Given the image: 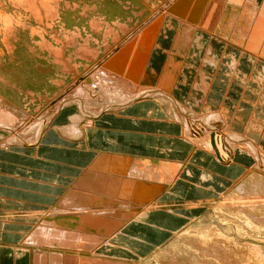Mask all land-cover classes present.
Returning <instances> with one entry per match:
<instances>
[{"label":"crops","instance_id":"1","mask_svg":"<svg viewBox=\"0 0 264 264\" xmlns=\"http://www.w3.org/2000/svg\"><path fill=\"white\" fill-rule=\"evenodd\" d=\"M145 5L144 2V8H132L134 10L129 11L132 14L116 19L112 26L107 27L103 23L98 25L96 17L89 18L83 24L79 5L56 8L55 12L58 10L61 20L54 22L58 24V29L54 32L63 31L64 34L60 38L54 36V44L46 38V35L51 37L52 31H45L44 85L34 90L35 92L17 89V93L25 97L30 96L27 94L38 97L43 94L42 98L45 99L39 103H45L44 111L48 109L50 101L56 95L82 78L89 68L107 55L101 56L102 53L111 51L110 44H105L101 50L98 35L111 31L113 43L118 37L120 41L133 27L136 28L145 21ZM172 37L171 29L159 34L154 46L156 49L153 48L143 75L145 76L149 67L158 69L163 64L162 74L166 73L174 82H167V88L161 84L162 88L167 90L169 87L168 93L176 96L182 94L183 88L187 87L192 60L190 52L185 54V50L181 57L178 55L175 58L174 54L166 57L164 51L170 50L172 53L175 49L176 43H172ZM242 70L246 68L242 67ZM143 75L140 81L144 79ZM219 77L225 79L222 73ZM256 85L254 80H250L245 89H241L239 82L228 77L216 96L219 106L226 102L236 103L230 109V118L226 117L230 119L231 128L237 132L235 134H242L241 139L251 140L264 151V115L258 104L253 106L259 99L257 90L254 92ZM149 98L142 97L123 108L107 107L94 115H85L89 122L85 121L89 124L83 120L71 121L69 114L78 110L75 105H65L53 114L36 139L0 145V264H31L32 255L45 250L79 253L118 264L139 263L203 213L205 206L197 204L198 202H206L208 198L225 194L254 165L252 156L242 151L234 155L232 164L221 166L210 153L194 150L182 139L181 125L169 118L163 105L156 101L151 103ZM30 102L32 99L26 104ZM254 119L255 126H252ZM133 157L141 161L146 169L148 167L149 173L154 176L170 173L168 163L169 167L164 169L165 162L174 163L176 170H171V173L176 178L168 187L170 192L166 191V185L159 182L143 180L142 177H128L127 175L134 173L128 164ZM112 160L122 163L117 167L118 172L124 174L128 171L124 178L112 175L116 171ZM106 178L109 183L104 181ZM112 182L116 184L113 185ZM110 187L113 192H109L112 189ZM83 195H90L96 201L105 202L106 198L111 201L121 200V203H131L133 206L137 204V207L142 206L143 209L147 205L148 208L153 207L155 202L160 208L147 211L142 209L141 214L136 217L131 214L128 220L119 219L118 216L101 217L94 214L58 217L45 215L58 208L65 201L63 199L70 197L69 202L73 200L79 203ZM190 200L195 203L194 206H189L192 203ZM45 220L48 224L62 227L63 232L64 229L75 230L73 232L79 230L85 234L95 233V236L88 239L84 233H80L51 245L45 242V238L33 237L38 225L45 223ZM50 220L52 222H48ZM81 238H84L83 241L87 239V242L80 241ZM92 239H96L98 243ZM88 248L90 249L87 250ZM69 261L72 263L70 258L64 260L65 264H70Z\"/></svg>","mask_w":264,"mask_h":264},{"label":"bare ground","instance_id":"2","mask_svg":"<svg viewBox=\"0 0 264 264\" xmlns=\"http://www.w3.org/2000/svg\"><path fill=\"white\" fill-rule=\"evenodd\" d=\"M154 16V20L152 19V22L145 23L143 25L145 29L142 27L141 30H139L140 32H138V34H135L133 39H131L132 44H129L130 46H127V48L123 49L119 53V60L108 59L106 62L104 61L105 63L103 66L98 67V65L96 64L97 66L94 65L92 68L87 70L85 75L83 74V77L78 79L79 81L76 80L71 86V89L74 93L70 94L72 92L71 91L69 93L70 95L68 94V96L63 97V99H61L59 102H56L57 104L54 106L51 114H53L56 109L63 103L67 105L75 104L79 108L77 112L79 115H73L72 119L78 121L79 118V121H85L87 120L86 116H90L91 114L94 115L101 109H105L107 107L123 108L124 106L132 104L142 97L155 98L161 105H163L165 113L171 120L177 123H181L182 139L189 143L194 148V150L210 153L216 160V162L221 166H229L230 164H232L234 155L237 152L242 151L252 156V159L255 162V169L261 168L262 170H264L263 149H261L260 146H258L251 140L249 142L248 139H241L242 134H235L237 132H235L231 128L232 126L229 122L230 119H227L222 115V112L225 108L233 107L235 106V103L226 102L224 105L219 106V102H217V104L214 106L216 107V110H214V107H212L214 104L212 103L214 102L213 97L216 96L218 91H221L223 85L226 84V79L228 77H232L236 82H239V88L241 89H245L249 81L254 80L257 83L254 92L255 90H257V92L259 93V99L256 100L253 106H257L258 104L259 110L264 115V0H166L160 6V8L156 10ZM54 17L52 16V18ZM6 25L4 27H6ZM167 29H171L173 31V37L171 41L173 44H176L175 49L172 53L170 52V50L164 51L166 57H168L170 54H174L175 58L178 55L181 57L185 50V54L190 52V57L192 60L187 87L183 88L182 94L176 95L178 96V98L172 93H168L169 87L167 90L162 88V85L163 87L167 88V82L170 81V84L174 82L173 80H171V77L166 76V73H164V75L162 74L164 70L163 64L160 65L158 69L149 67V64V68L147 67L148 69L145 76L143 75V71L148 64V60L150 59L155 44L157 43L159 34L166 31ZM142 37L147 39L146 49L149 47L147 53L145 51V48L143 47V43L142 46H138L135 49L131 48L136 44H140V42L144 40ZM133 41H137V43H134ZM123 57L126 58V61H129V59L131 60L130 66L129 64L127 65L129 66L127 67L129 68V73L126 71L128 73V76L126 75L125 77L112 71L116 69L118 70L117 67H119L122 63ZM243 63L245 65H242ZM196 66L198 69H195L194 73L193 68H196ZM200 66L203 68H201ZM242 67H245L246 70H242ZM255 68L256 72L253 71ZM217 70H219L218 73ZM220 73L224 74L225 79L219 77ZM142 75L144 79L142 78L143 80H141V82L140 79ZM161 77L163 78L161 79ZM211 90H213V99L209 98L208 100L207 95L210 94ZM78 94L82 96L79 95L80 98H75L74 96H77ZM81 97L83 98L81 99ZM18 113H22V119L24 123L25 121H27V123H25L28 124L27 126L25 125L27 128H24L27 131L24 129H18L20 125V120L17 115ZM47 113L48 111L44 115L33 117L27 110L19 107V105L12 102L11 104H8L7 100L0 95V145L7 146L13 140H19L20 142L24 143L25 141H32L36 139L43 130L44 124H46L54 116L53 115L51 118L46 117ZM70 117L71 114H69V118ZM76 117L78 118L75 119ZM88 122L86 123L89 124ZM73 123L76 122L73 121ZM252 126H255V119ZM228 130H232L233 132L229 133ZM3 135L4 138H1ZM111 163H114V168L116 169V171L112 175H116V178L117 175L121 177L126 176L125 174H127L128 171L124 172V174L118 172L117 167L122 164L120 161L118 162L117 160H112ZM165 163L166 165L164 166V169L166 170L170 165V173L161 174L160 176L163 179L165 178V183L168 182L166 184L168 188L176 178V176H173V174L171 173L176 168V165L168 161ZM167 163L169 165H167ZM128 164L129 169H132L134 171V173L131 174L132 176L134 174L142 173V176H145L147 178L146 175H152L149 173V168L147 167L146 169L144 164L135 157L131 158ZM251 173L253 174V178H250V180L253 181L254 189L258 190V184L256 182L258 181L259 177H262L260 176L262 174L256 172ZM131 175L127 176L130 177ZM107 178L104 179V181L106 180L107 182ZM116 178H114L115 181ZM108 179L110 180V178ZM247 181L248 179L244 182L247 183ZM133 182L135 181L133 180ZM107 183H109V181ZM245 183L234 186V191L241 192L242 190H245ZM114 184H116V182H114L113 185ZM139 189L140 191L142 190L141 188ZM111 190L113 192V188L110 189L109 192ZM100 191L101 189L99 190V192ZM115 191L116 189L114 190V194ZM117 193H119V191H117ZM115 195L117 196L118 194ZM149 195L151 196V194ZM226 196L221 195L220 198H227ZM78 198L80 197L78 196ZM106 199L107 200H105V202L103 200H90L86 204H83L82 202L78 203L76 201H74L75 203L73 201L69 202L70 200H67V198H65L63 199L65 201L61 202L63 206L59 205V209L64 210H62V212L59 214H53L52 217H58V215L68 214L71 212L75 213L78 216L81 214L98 215L101 213L92 210L97 209L98 206L102 208L107 207L108 210L111 209L109 210V212H106L107 209L105 210V213L109 214L106 215L111 217L118 216L119 219L126 218V220H128L127 218L131 214H135L134 217H136L139 215V213H142V210H140L142 206L139 208L136 206L137 204L133 206L134 208H129L130 206L128 207V204L126 202L122 201L123 203H121V200L119 202L108 200V198ZM115 200H117V198H115ZM140 201L143 200L140 199ZM65 203H67L68 205L65 206ZM142 204H144V202H142ZM55 209L56 208H54V210ZM113 209H117L116 212H112L114 211ZM130 209L133 210L130 211ZM115 223L114 226H116ZM49 228L53 229V231H56L53 232L56 233L54 236L47 238L45 237V234L42 235L40 234L39 230H35L33 237L38 239L40 237L45 238V242L47 240L51 241L56 239H58L57 241H61L59 239L63 240L65 238L67 239L68 237H72L74 235L78 236L80 235V233H84L79 230H77L78 232H73L75 230L67 231L70 232L67 237L66 235L64 236L58 229H55L54 226L51 225L49 226ZM91 236L93 235H86L88 239ZM83 239L84 238H81L80 241H83ZM95 240L93 241L98 243V241ZM85 241L87 242V239L83 242ZM73 247L71 246V248ZM89 249L90 248H88L87 250ZM47 255H49L51 260L54 261L51 262L52 264H57L58 260L55 259V255L53 253H49ZM80 255L62 254V260L59 262L65 264L64 260H68V258H70V260L72 261V263H70L69 261L70 264H77L78 262L83 264H112L111 261L91 258L88 255H83L87 258L85 260ZM169 257L172 258L173 256L169 254ZM161 259L162 258H160V260ZM171 261L174 262L175 260Z\"/></svg>","mask_w":264,"mask_h":264},{"label":"rangeland","instance_id":"3","mask_svg":"<svg viewBox=\"0 0 264 264\" xmlns=\"http://www.w3.org/2000/svg\"><path fill=\"white\" fill-rule=\"evenodd\" d=\"M165 1L166 0H0V95L7 100L8 104H11L12 102L19 105V107L27 110L33 117L44 115L46 111L49 110L46 114V117L51 118L57 110L67 105L63 103L56 109L53 114H51L54 106L57 104L56 102H59L61 99H63V97L68 96L71 91L72 92L70 94L74 93L71 89V86L76 80L66 90L56 95L50 101V107L45 111V103H39L43 102L42 99H45L42 98L43 94H39L40 97L34 94H27L30 96L25 97L22 95L20 96L17 93V89H20L22 92H25L26 90L35 92L34 90H38L42 88V85H44L42 76H45L46 67L45 31H52V35L50 34L51 37H48L46 35V38L50 39V41L54 44H56L54 42V36L60 38V36L64 34L63 31L61 33L54 32L58 29V24L54 22L61 20V15L58 13V10L55 12L56 8L58 9L62 6L68 7L79 5L81 6L80 9H82L81 19L83 24H86V20H88L89 18L96 17L98 21L95 22H98V25L100 23H103V26L107 27L112 26V23L116 22V19L126 18V16L131 13L129 11L134 10L132 8H144V6H142V3L145 2L147 18L136 28L133 27V29L120 41H118V37L115 40V43H113L114 38L110 37L111 31H106L104 32V34L101 33L98 35V45L101 46V50L104 49L105 44H110V48L113 46L111 49L109 48L111 50L110 52L108 51L107 53H102L103 55L101 56H105L104 54L107 55L103 57L104 59L102 58L97 63L98 67H100L103 66L108 59L119 60V53L123 49L127 48V46H130L129 44H132L131 39H133L135 34H138V32H140L139 30H141L145 23L152 22V19L154 20V14L156 13V10H158V8H160V6ZM123 13H126V15H124ZM90 14H92V16ZM52 16L55 17L52 18ZM5 25L6 27H4ZM142 38L144 39V42L141 41L140 44H136L131 48L135 49L138 46H142L144 44L143 47L145 48V51L147 53V50L149 49V47L146 49L147 39H145L144 37ZM133 42L137 43V41ZM130 61V59L129 61H126V58L123 57L122 63L119 67H117L118 70L116 69L112 71L116 74L123 75L124 77L126 75L128 76L129 68L127 67L130 66ZM128 64L129 66H127ZM242 65L245 64L243 63ZM197 66L196 68H193L194 73L195 69H198ZM253 71L256 72V68ZM218 72L219 70H217V73ZM79 95L80 94H78L77 96H73L75 98H80V96L82 95ZM207 97L208 100L209 98L213 97V90H211L210 94H208ZM82 98L83 97H81V99ZM213 98L215 99V103L212 107H214L218 102L217 96ZM29 99H32V102L28 103L27 105L26 103ZM149 99H151L149 100L151 103L152 101H156L157 103H159L155 98ZM35 100H38V102H36ZM37 104L39 105L35 108ZM42 105L44 106L42 107ZM72 105L75 104H69L68 106ZM75 106L78 110L79 108L77 107V105ZM232 108L233 107H227L226 109H224L222 115L224 117L230 118V109ZM36 109H38L39 113ZM17 115L20 120L18 129L22 130L28 124H25L27 123V121H25L24 123L22 119V113H18ZM73 115L77 116L79 114L77 112L71 114L70 120H73ZM77 118L78 117H76L75 119ZM46 124H44V126ZM179 124L181 125V123ZM228 131L229 133L233 132L232 130ZM1 138H4V135ZM16 141L19 140H13L11 141V143H14ZM253 164L254 165L249 167L248 171L238 180V182L235 183L236 185L234 184L232 188L229 189L225 194H221L223 196H226L228 194L226 196L227 198H224L226 200L220 198V196H216L208 198L206 202H198L197 204L205 206V210L203 211V213L193 221L191 220L189 223H187L179 232L174 235L173 238L165 243L166 245L164 244L162 247L155 250L150 256L146 257L143 261L136 264H264V170H262L261 168L255 169V162ZM251 172L262 174L260 175L262 177H259L257 182L255 181L258 184V190L254 189L253 181L250 180V178H253V174ZM146 176L147 178L145 176H142V173H138L134 174L133 176L131 175L130 177H142L143 180H157V182L159 183L161 181L163 185H166L168 183L167 181V183H165V178L163 179L160 175L155 174L154 176V174H152L151 176ZM247 179L248 181L247 183H245L244 181H246ZM243 183H245V190L241 191L243 193H241L240 191H234V186ZM169 188L166 190L167 192H170ZM80 199L81 198H79V200ZM67 200L70 199L67 198ZM90 200L94 201L92 200L90 195H83L80 202L86 204ZM127 204L128 207L130 206L129 208H134L131 203ZM66 205L68 204L65 203V206ZM194 205L195 203L192 202L189 206ZM61 206H63V204H61ZM147 206H145L144 209L142 208L143 211L160 208L157 207L158 205H156L155 202L153 204V207L148 208ZM59 208L60 207L56 208L55 210L52 209L45 215L49 217L53 214H59L62 212V210H64ZM101 208L102 207L98 206L97 209L92 210L101 213L98 214L99 216L108 217L107 215L109 214L105 213L107 207H104L102 209ZM142 209L140 208V210ZM109 210L107 209L106 212H109ZM113 210L114 211L112 212H116L117 209ZM132 210L133 209H130V211ZM70 214L76 215L75 213L71 212L68 214H63L61 216ZM48 222L52 221L50 220ZM51 225L54 226L55 229H58L64 236L66 235L68 237V234H70V232H67L68 230L64 229L63 232L61 231L63 229L62 227L55 226L54 224H48L46 220L45 223H40L36 230H39L40 234L42 235L45 234V237L47 238L52 237L56 234L53 232L56 231H53V229L49 228V226ZM76 232L78 231L76 230ZM88 234L90 235L91 233L85 234L84 232V235ZM92 235L94 236V234ZM57 240L58 239L51 241L47 240L46 242L52 245L62 241V239H59L61 241ZM46 252L47 254H52L54 251H39L38 254L32 255L33 264H48L49 262V264H52L51 262L54 261L51 260L50 256L47 255ZM53 254L55 255V259L58 260V262L62 260V254L80 255L79 253L70 254L62 251L60 253L54 252ZM169 254L173 257H169ZM80 256L85 260L87 259L86 256ZM160 258L164 259L160 260ZM171 260L175 261L173 262ZM58 262L57 264H62V262ZM111 262L112 264H118V262ZM77 264L83 263L78 262Z\"/></svg>","mask_w":264,"mask_h":264}]
</instances>
